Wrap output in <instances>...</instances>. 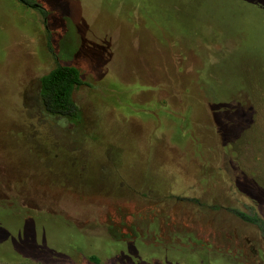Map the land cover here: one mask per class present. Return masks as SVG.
<instances>
[{"label": "rangeland", "instance_id": "374dc122", "mask_svg": "<svg viewBox=\"0 0 264 264\" xmlns=\"http://www.w3.org/2000/svg\"><path fill=\"white\" fill-rule=\"evenodd\" d=\"M31 2L0 0V264H264L232 212L264 221V0ZM56 63L77 123L41 107Z\"/></svg>", "mask_w": 264, "mask_h": 264}, {"label": "trees", "instance_id": "16d2710c", "mask_svg": "<svg viewBox=\"0 0 264 264\" xmlns=\"http://www.w3.org/2000/svg\"><path fill=\"white\" fill-rule=\"evenodd\" d=\"M28 1L31 2V0H28ZM4 5L7 9L12 10L13 4L11 3L10 0H4ZM42 5L45 9L43 8L42 10H38V11L43 17L45 24H46L47 16L49 15V12H47L48 5H45V4H42ZM163 25H167L165 21H163ZM186 34L187 32L185 30L181 38L185 37ZM236 44H237L236 46L237 49H236L235 54L232 55L231 53H229L235 61L234 70L238 69V62L235 57L238 54V49L241 48V42H237ZM247 45L249 46L250 44H247ZM198 48L200 49L199 46ZM207 52L208 51L204 52V56L206 58L209 57L207 55ZM214 68L216 71H218L219 68H218L217 63H215ZM196 73H197V76H196L197 81L200 82L202 85H205V83L201 81V76L199 75V71H197ZM206 81L207 83H209L210 86L213 87L212 90L214 91L210 99L214 100L215 102L219 101L220 100V98L218 97L219 85H217V83L215 84L212 79L206 80ZM81 84H83V81H82L81 72L78 68L71 66V65L56 63V65L51 70H49L46 74L42 75L39 79L38 98H39L41 107L47 114L51 116L64 118L73 123L79 122L81 120V111L79 107L75 104L72 98V93L74 89ZM228 87H230V85ZM211 110L212 112L214 111L213 108ZM232 212L235 216H237L242 221L255 225L259 230L262 231V234L264 235V221L261 217H259L258 214L247 213V212H243L239 210H232ZM131 245L132 244L128 246V249H127L128 253L119 254L115 258V262L118 264H122V263L145 264L147 261L146 260L144 261L143 260L144 258L140 259L139 253L131 250L130 248ZM141 248L142 250H144V253H146L149 256L151 252L143 245ZM177 256H180V253H178ZM87 259L96 264L100 262L98 257H96L95 255H89ZM174 259L175 260L169 259L167 256V261H169V263L176 264L175 263L176 260L178 262L180 261L178 260L177 257H175ZM213 259H211V261ZM221 260L223 262H226L227 264H231L227 260L226 261H224L223 259ZM179 264H182V262H179Z\"/></svg>", "mask_w": 264, "mask_h": 264}, {"label": "flooded vegetation", "instance_id": "af4514ba", "mask_svg": "<svg viewBox=\"0 0 264 264\" xmlns=\"http://www.w3.org/2000/svg\"><path fill=\"white\" fill-rule=\"evenodd\" d=\"M13 4L12 11L18 12L20 9H28V11L42 10L43 5L28 0H10ZM45 9V8H44ZM2 183V181H0Z\"/></svg>", "mask_w": 264, "mask_h": 264}]
</instances>
